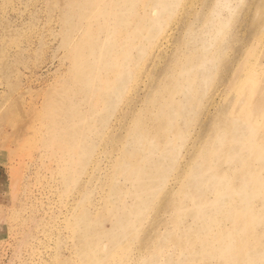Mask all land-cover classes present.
<instances>
[{
	"label": "rangeland",
	"instance_id": "374dc122",
	"mask_svg": "<svg viewBox=\"0 0 264 264\" xmlns=\"http://www.w3.org/2000/svg\"><path fill=\"white\" fill-rule=\"evenodd\" d=\"M263 99L264 0H0V264H264Z\"/></svg>",
	"mask_w": 264,
	"mask_h": 264
},
{
	"label": "bare ground",
	"instance_id": "6f19581e",
	"mask_svg": "<svg viewBox=\"0 0 264 264\" xmlns=\"http://www.w3.org/2000/svg\"><path fill=\"white\" fill-rule=\"evenodd\" d=\"M217 3L219 4L221 0H216ZM222 12V11H221ZM182 29V28H181ZM178 33V30H176L175 27H172L169 31H166L165 34L163 35H158V34H155L153 37H152V40L157 44V50H156V53H155V59L158 60V61H162V62H165V60L167 59L168 55L166 53H168L169 51H171L172 49L170 50H167L166 48L169 47L170 45V41L172 40V44L174 46V37L177 35ZM158 39H162L161 40V43L158 42ZM151 40V41H152ZM164 40V41H163ZM163 41V42H162ZM233 51L235 52L234 53V58L232 59H229L230 61H226L224 60L223 61V69H222V72H223V75L228 78V76H231V72H232V69L238 64V60H239V57H240V39H237L235 42H234V46L232 47ZM224 92L223 90V87L220 86V87H217L210 95L209 97L207 98V105H206V111L209 113L212 109H214V106L216 105L217 103V100L216 99L217 97H219L221 95V92ZM264 101V99H263ZM226 102H228V104L223 108V111L225 112L226 110H228L229 108H232L235 104L234 100L233 99H227ZM260 107H264V102H261L260 103ZM222 110V109H221ZM220 110V111H221ZM243 110V109H242ZM218 111V112H220ZM217 112V113H218ZM217 113H215L214 115L217 116ZM258 115L260 116H263L264 118V109H259L258 111ZM262 133H260L257 137V142L258 141H263L264 142V134L262 135ZM256 169H259V167H256ZM175 195V192H174V188L171 187L169 190H166L164 191V196H166L168 199H172ZM217 214L218 212L215 211L214 212V217H217ZM151 244V242H149ZM148 243V244H149Z\"/></svg>",
	"mask_w": 264,
	"mask_h": 264
}]
</instances>
